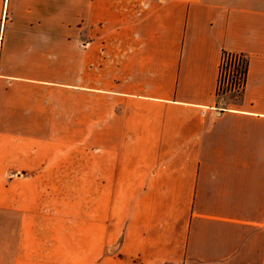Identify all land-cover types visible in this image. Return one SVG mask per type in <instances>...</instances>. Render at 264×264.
<instances>
[{"label":"crops","instance_id":"crops-1","mask_svg":"<svg viewBox=\"0 0 264 264\" xmlns=\"http://www.w3.org/2000/svg\"><path fill=\"white\" fill-rule=\"evenodd\" d=\"M0 264H264V0H0Z\"/></svg>","mask_w":264,"mask_h":264},{"label":"built area","instance_id":"built-area-1","mask_svg":"<svg viewBox=\"0 0 264 264\" xmlns=\"http://www.w3.org/2000/svg\"><path fill=\"white\" fill-rule=\"evenodd\" d=\"M246 66V57L242 53H223L219 65L218 93L240 92L244 85Z\"/></svg>","mask_w":264,"mask_h":264},{"label":"rangeland","instance_id":"rangeland-1","mask_svg":"<svg viewBox=\"0 0 264 264\" xmlns=\"http://www.w3.org/2000/svg\"><path fill=\"white\" fill-rule=\"evenodd\" d=\"M224 90H227V89H224ZM227 92H229V91H227ZM222 93H220V95H221Z\"/></svg>","mask_w":264,"mask_h":264}]
</instances>
